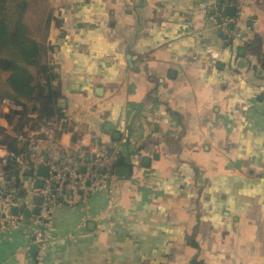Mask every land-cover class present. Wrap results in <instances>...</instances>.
<instances>
[{
  "label": "crops",
  "instance_id": "crops-1",
  "mask_svg": "<svg viewBox=\"0 0 264 264\" xmlns=\"http://www.w3.org/2000/svg\"><path fill=\"white\" fill-rule=\"evenodd\" d=\"M211 2L47 0L56 136L89 149L97 132L114 171L117 160L130 171L56 209L42 253L31 219L0 225V264H264V0L240 12L229 0L230 43ZM4 108L0 128L20 152ZM12 171L0 170V188L19 186Z\"/></svg>",
  "mask_w": 264,
  "mask_h": 264
},
{
  "label": "built area",
  "instance_id": "built-area-1",
  "mask_svg": "<svg viewBox=\"0 0 264 264\" xmlns=\"http://www.w3.org/2000/svg\"><path fill=\"white\" fill-rule=\"evenodd\" d=\"M211 1L212 18L217 23L223 40L230 43L237 31L234 28L236 18L227 15L229 0ZM236 1L237 12L246 4L256 2ZM54 70L58 72L56 68ZM0 106L6 107L9 112L21 109L9 98L2 99ZM59 129L60 119L43 121L38 127H24L16 131L14 137L22 144V151L5 152L0 147V170L6 166L10 167L17 172L18 178L14 179L19 181L17 188H11L9 180H4L0 188V225L12 227L25 221L24 212H32L37 207L38 215L31 214L29 219L35 225L32 244L40 253L46 251L47 245L44 227L56 209L80 208L96 193L110 189L116 180L114 174L116 152L100 141L97 132L92 133L88 149L84 147L80 138L76 139L71 147L62 145L56 136ZM42 166L47 169V175L39 177L37 171ZM36 180L40 181L38 188H35ZM24 186L33 197L30 203L18 197L19 190L25 195V189H22ZM36 199L41 201L38 206L35 203ZM13 208H16V214L12 213Z\"/></svg>",
  "mask_w": 264,
  "mask_h": 264
},
{
  "label": "trees",
  "instance_id": "trees-1",
  "mask_svg": "<svg viewBox=\"0 0 264 264\" xmlns=\"http://www.w3.org/2000/svg\"><path fill=\"white\" fill-rule=\"evenodd\" d=\"M28 4L29 0H0V101L9 98L21 107V111H10L6 117L15 131L24 127L35 128L43 121L62 117L56 106L60 97L58 72H53L55 65L46 60L48 44L29 36L28 27L23 22ZM51 20L49 12L46 29ZM258 61L264 70V52L258 56ZM2 74H6L5 79H1ZM40 99L47 101L48 106L51 104L47 111H41L37 105ZM29 114L36 117L31 118ZM2 135L3 128H0ZM0 144H4L9 152H16L13 139L8 140L4 135ZM10 169L5 167L7 171ZM13 174L17 175L12 171Z\"/></svg>",
  "mask_w": 264,
  "mask_h": 264
},
{
  "label": "rangeland",
  "instance_id": "rangeland-1",
  "mask_svg": "<svg viewBox=\"0 0 264 264\" xmlns=\"http://www.w3.org/2000/svg\"><path fill=\"white\" fill-rule=\"evenodd\" d=\"M48 13H49V10H48L47 0H29L28 7L23 16V22L28 27L29 36H31L33 39L39 42H44V43L48 42L47 40L48 29H46L45 27V20H46ZM259 44L263 46L264 42L261 40L259 41ZM48 57H50V54L47 53L46 60L50 61L49 60L50 58ZM54 68L56 67H53V72H56ZM5 78H6V74H2L1 79H5ZM4 89H7L6 86ZM37 105L40 107V109L42 108L41 111H47L46 109L48 107L47 101L40 99L38 100ZM89 137H90L89 133L85 132L82 134V139L85 145L88 144ZM23 178H27V177L23 176ZM23 188L25 189V195H23L20 198L24 202H27V203L32 202L33 197L30 195L29 190L25 186L22 187V189Z\"/></svg>",
  "mask_w": 264,
  "mask_h": 264
},
{
  "label": "water",
  "instance_id": "water-1",
  "mask_svg": "<svg viewBox=\"0 0 264 264\" xmlns=\"http://www.w3.org/2000/svg\"><path fill=\"white\" fill-rule=\"evenodd\" d=\"M227 15H228V16H233V15H234V8H233V7H228V8H227ZM4 110H5V112H8V109H7V108H4ZM60 125H61V126H64V121H62V122L60 123ZM117 165H118V167H117V168L115 169V171H114L115 176H116V177H122V178H124V177H125V178L128 177V176H129V171H130L129 168L123 166L121 160H117ZM37 175H38L39 177H44V176H46V175H47V169H46L45 167H43V166L40 167V168L38 169V171H37ZM39 185H40V181H39V180H36V182H35V188H38ZM22 194H23V191L20 190V191L18 192V195H22ZM40 202H41L40 199H36V201H35V203H36L37 206L40 204ZM16 212H17L16 208H13V209H12V213H13V214H16ZM38 213H39V210H38V208L36 207L35 209L32 210V212L25 211V212H24V218L28 220L31 214L34 215V216H36V215H38Z\"/></svg>",
  "mask_w": 264,
  "mask_h": 264
}]
</instances>
